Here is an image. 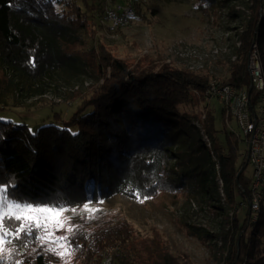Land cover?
Instances as JSON below:
<instances>
[{"label": "trees", "instance_id": "16d2710c", "mask_svg": "<svg viewBox=\"0 0 264 264\" xmlns=\"http://www.w3.org/2000/svg\"><path fill=\"white\" fill-rule=\"evenodd\" d=\"M107 1L119 2L0 0V71L11 73L8 84L0 86V102L13 90L15 77L40 92L55 75L80 70L83 60L68 57L61 44L76 40L74 32L101 27ZM250 1L251 18L238 35L236 57L220 83L246 89L254 105L258 93L251 86L247 60L255 44L264 76V0ZM132 6L136 16H143L139 0ZM93 40L89 62L102 70L99 83L69 118L42 125L35 133L0 120V176L15 182L13 189L23 201L74 207L77 213L112 194L207 196L216 201L212 207L221 221L217 233L202 236L226 249L224 264H264V199L256 222L249 212L242 224L230 217L238 199H251L240 137L227 130L232 118L222 105V127L216 128L207 115L200 133L177 111L191 101V91L202 96L210 77L145 59L128 62L102 51L100 41ZM71 225L74 232L66 234V244L82 256V264H101L106 257L111 264H179L156 231L141 237L125 219L83 218ZM45 249L33 241L17 258L24 264H55Z\"/></svg>", "mask_w": 264, "mask_h": 264}, {"label": "rangeland", "instance_id": "374dc122", "mask_svg": "<svg viewBox=\"0 0 264 264\" xmlns=\"http://www.w3.org/2000/svg\"><path fill=\"white\" fill-rule=\"evenodd\" d=\"M139 2L142 4L143 16H136L126 27L112 30L101 23V27L96 30L92 31L89 27L87 32H74L76 40H65L61 44L62 51L68 57L75 54L73 59L80 57L83 60L84 66H80V70L55 75L54 80H48L47 85L41 86L40 92L33 88L30 81L15 77L18 84L13 82V90L7 93L4 102H0V120L25 125L30 133H35L42 125H59L60 121L69 118L76 107L90 99L93 88L99 83L98 75L102 70L100 72L89 62L95 46L94 37L100 41L102 51L128 62L145 59L155 66L169 64L173 68L207 74L210 77L209 83L213 80L220 82L228 76L230 62L235 59L240 45L238 35L246 29V23L251 18L253 10L250 8V0ZM110 4L113 3L107 1V5ZM10 74L0 71L2 88L8 84ZM205 89L202 96L191 91V101L177 108L178 113L188 118L200 133L204 131L203 122L207 115H212L216 128L222 127V104L214 98L207 99ZM227 130L238 134L233 119L228 121ZM239 137V148L243 154L246 144L243 136ZM251 172L249 165L246 174L250 176ZM143 197L146 196L112 194L103 201L87 204L94 210L91 213L83 209L75 215L70 211L63 215L66 219L71 218L69 224L77 219H88L89 216L94 217L90 219L98 220L125 219L141 237L156 231L179 264H224L226 249L220 247L216 239L202 236L206 233L214 235L218 231L221 217L217 215L219 211L212 207L216 204L215 200L207 196L191 197L172 191ZM238 200V208L230 217L242 224L246 213L250 214L251 199L250 202ZM256 220L257 216H251V222ZM67 227L68 224L62 229H56L49 223L45 231L51 232V238L65 237ZM43 247L55 260V264H82V256L67 244L71 255L63 259L47 250L55 245L44 244Z\"/></svg>", "mask_w": 264, "mask_h": 264}, {"label": "built area", "instance_id": "2783aa9c", "mask_svg": "<svg viewBox=\"0 0 264 264\" xmlns=\"http://www.w3.org/2000/svg\"><path fill=\"white\" fill-rule=\"evenodd\" d=\"M135 17L131 0H122L104 7L101 23L112 30L122 29ZM247 68L251 86L258 93L256 104H252L246 89L221 84L216 80L209 83L204 94L207 99L214 98L225 107L227 115L237 125L238 135L243 136L246 144L244 156L252 168L250 215L256 218L260 202L264 199L261 191L264 184V76L255 44L249 52ZM101 264H111V258L106 257Z\"/></svg>", "mask_w": 264, "mask_h": 264}, {"label": "snow or ice", "instance_id": "6c2138e0", "mask_svg": "<svg viewBox=\"0 0 264 264\" xmlns=\"http://www.w3.org/2000/svg\"><path fill=\"white\" fill-rule=\"evenodd\" d=\"M14 181L0 176V264H24L17 257L23 255L21 249L28 247L33 241L55 245L48 251L63 259L71 255L66 247L67 237L51 238V232L45 231L50 223L56 229H62L68 224L67 231L74 232V226L69 224L71 218H64V213L71 211L76 214V208L62 205H33L19 198L14 189ZM86 212H93L87 204L83 205ZM83 218V217H82ZM89 218H94L89 216ZM75 227H79L78 225ZM43 231V234L40 233ZM57 249H60L58 251Z\"/></svg>", "mask_w": 264, "mask_h": 264}]
</instances>
